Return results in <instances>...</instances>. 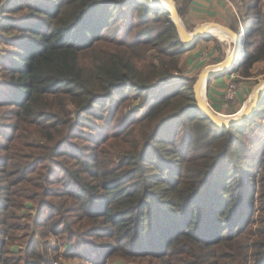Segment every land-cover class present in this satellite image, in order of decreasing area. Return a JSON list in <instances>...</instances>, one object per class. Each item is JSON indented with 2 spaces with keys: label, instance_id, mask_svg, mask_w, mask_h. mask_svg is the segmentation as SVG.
<instances>
[{
  "label": "trees",
  "instance_id": "obj_1",
  "mask_svg": "<svg viewBox=\"0 0 264 264\" xmlns=\"http://www.w3.org/2000/svg\"><path fill=\"white\" fill-rule=\"evenodd\" d=\"M244 1L257 15L236 69L251 77L264 14ZM0 19V264L47 251L31 239L10 260L28 200L39 229L100 251L93 264H264V142L247 144L264 98L230 128L200 111L182 60L206 37L186 47L168 9L138 0H0Z\"/></svg>",
  "mask_w": 264,
  "mask_h": 264
},
{
  "label": "rangeland",
  "instance_id": "obj_2",
  "mask_svg": "<svg viewBox=\"0 0 264 264\" xmlns=\"http://www.w3.org/2000/svg\"><path fill=\"white\" fill-rule=\"evenodd\" d=\"M244 0H233L232 4L234 6V10L237 12V21L238 25L235 27V29H232L234 33L238 35L239 38L242 40V47H245L243 43V35L245 28L247 29L246 32H249L252 28L253 24L255 23V17L257 15L256 10V3L250 2L247 6L243 4ZM245 2V1H244ZM162 5H165L164 3H161ZM262 12L261 14H264V0H260L259 2ZM1 21V19H0ZM1 23V22H0ZM224 27L229 28L227 25H224ZM231 29V28H230ZM239 31V34H238ZM192 32V31H189ZM223 32V31H222ZM10 34V33H8ZM259 37L257 36H251L250 37V45L252 47L250 48V51H254L256 47V42ZM235 41V42H234ZM236 43V44H235ZM203 44L202 53L200 54V59L202 60V63H200L198 60L194 64L195 66L198 65L197 69L193 71L187 70L185 75L189 77H194L195 82H197L198 76L200 73L208 66L210 65H217L220 62H210L214 61L213 58L210 57L209 51L214 50V48L218 51H221L224 55H229L234 47L238 46V41L234 39V36H231L228 32L219 34L214 33L212 36L206 37V40H202L197 46H200ZM246 44V43H245ZM255 44V45H254ZM200 47V48H202ZM10 47L6 44H0V50H7ZM240 48V47H239ZM242 49V48H241ZM245 51H243L244 53ZM242 53V54H243ZM209 61V62H208ZM237 64L234 66V68L231 70V75L229 82L227 83V87L220 95V98L217 100L219 102L218 105L226 104L228 107V110H237L235 113H237L247 101L249 102V99H251L252 91L254 90L255 86L259 84L261 80L264 79V62L256 63L252 68L248 69V73L251 74V77H244L243 74L247 72V68L245 65L239 67L236 69ZM192 70V69H191ZM192 72V73H191ZM184 82V81H183ZM209 82V81H208ZM206 83L205 85V91L203 95L205 96L208 103L218 112H220L216 108V103L212 99L209 91V83ZM211 87V86H210ZM237 107V108H236ZM239 107V108H238ZM131 108L124 107L120 110L118 116H123L129 114ZM5 112L4 109L2 111L0 110V122L1 123H7L8 119L5 117H2V114ZM141 113H139L137 116L139 117ZM237 115L231 117L236 118ZM228 117V116H227ZM226 119V118H225ZM87 127L83 129L81 134H84L87 137L92 136L93 134L98 135L102 132V123L95 119L90 118L88 120H84ZM258 126L255 127V131L252 133H249L248 136L252 138L251 142H248V148L252 150V153L257 152L260 149V145L264 142V119L258 118L257 121ZM259 123L261 125H259ZM93 129L95 131H93ZM10 128L7 129L6 132H10ZM0 142H5V137L0 135ZM3 163L0 161V169L2 168ZM52 178L54 180H58V177L60 176V172L53 168L52 170ZM25 189L28 190V185H23ZM25 208L21 209L19 211V225L21 226L20 229L15 234V237L13 240L9 239V244L11 247V250L14 251V253L11 255V259L18 258V261L20 260V257L24 251H29L31 249V244L29 245V242L34 240L35 249L38 251H41L38 249V245L40 243H45L47 245V251L42 252L41 258L38 260H35L33 264H93L92 260L95 259V256L100 253V251L96 252L92 249V247H88L85 244L81 243L80 237L74 238L71 242L67 239L66 235H60L56 236L54 233L50 232L49 234L46 232V230L39 229L41 228V224H38V214L36 212V207L34 206V203L32 201H25ZM38 224V226H37ZM42 232H41V231ZM32 237V238H31ZM2 238V235H0V239ZM78 250L82 253V256L80 257H72V252H75ZM16 256V257H14ZM18 256V257H17ZM32 260V259H31ZM111 262V261H110ZM8 264H17L14 263V261H9ZM19 264H24V261H20ZM112 264H146L145 262H136L133 263V261H125V260H118L113 262Z\"/></svg>",
  "mask_w": 264,
  "mask_h": 264
},
{
  "label": "crops",
  "instance_id": "obj_3",
  "mask_svg": "<svg viewBox=\"0 0 264 264\" xmlns=\"http://www.w3.org/2000/svg\"><path fill=\"white\" fill-rule=\"evenodd\" d=\"M232 1L233 0H229V2L224 0H175L177 8H180L182 10L183 16L181 17V19L186 29L188 31L193 32L196 29H198L200 26H205L209 36L214 35V33H219V34L226 33V30L223 29L224 25H227L229 28H231V30L232 27H236V19L238 14L234 10ZM213 23L218 25H213ZM202 40H200L197 43V45ZM197 45L184 55L182 64L186 69V71L189 70L194 72L197 69L198 65L202 63V60L200 59L201 58L200 54L202 53L201 49H203L202 47L203 44L200 46ZM209 54L210 57L213 58V60L215 59L214 61H210L213 63L218 62L222 58L223 61L228 56V55H224L221 51H218L215 48L214 50H210ZM196 60L200 62L197 66L194 65L197 62ZM228 72L221 73L219 75L211 77L208 83H209V91H210L209 93L212 99L216 103V108L222 114L232 115L238 109L236 111L228 110L230 106L228 107V105L226 104L218 105L219 102L217 101L220 98V95H222L221 93L223 92V90L226 89L227 83L229 82V79L231 77V75H229L231 73ZM204 91H205V81L203 85V93ZM224 118L228 119L227 116H224Z\"/></svg>",
  "mask_w": 264,
  "mask_h": 264
},
{
  "label": "water",
  "instance_id": "obj_4",
  "mask_svg": "<svg viewBox=\"0 0 264 264\" xmlns=\"http://www.w3.org/2000/svg\"><path fill=\"white\" fill-rule=\"evenodd\" d=\"M139 2L145 3L150 5L154 8H161V9H168L171 14V18L181 36V39L186 47L193 46L197 40L203 37H208L209 35L205 33V26H200L193 32H189L186 27L184 26L180 14L178 12L175 0H138ZM166 2L168 5H161L160 2ZM213 25H218L213 23ZM231 36H235V38L239 39L238 35L234 33L230 28L223 27ZM245 50V47H242V51ZM236 47H234L233 51L217 65H221L222 70L218 72H214L211 68L216 65H210L206 67L198 76L197 82L194 85V92H195V100L198 104L200 111L207 116L215 125L220 128L225 127H233L242 125L248 118L252 117L255 111L258 109L259 105L261 104L264 98V79L259 82L258 85L255 86L254 90L252 91L251 95V102L248 105H243V107L237 112L232 115H225L218 111H216L206 100L205 96L203 95L202 91V80L205 79V85L210 80L211 77L219 75L221 73H225L231 71L233 67L239 62L241 57H239L235 62H232V58L235 55ZM240 116L236 118H228L225 119L224 116Z\"/></svg>",
  "mask_w": 264,
  "mask_h": 264
},
{
  "label": "bare ground",
  "instance_id": "obj_5",
  "mask_svg": "<svg viewBox=\"0 0 264 264\" xmlns=\"http://www.w3.org/2000/svg\"><path fill=\"white\" fill-rule=\"evenodd\" d=\"M161 3H164L166 6L168 5L166 2H163V1H161L160 2V4ZM162 5V4H161ZM213 27H216V26H213ZM205 28V27H204ZM220 28V27H219ZM224 29V28H223ZM225 30V29H224ZM227 32V31H226ZM205 33L206 34H208V32H207V29L205 28ZM209 35V34H208ZM234 36V35H233ZM234 39H236L237 41H238V45H239V47L238 46H236V53H235V55H234V57L232 58V62H235L239 57H241L242 56V53H243V51H242V46H241V44H242V40H241V38H239V39H237V38H235V36H234ZM212 70H214V72H218V71H221L222 70V67H221V65H216V66H214V67H212L211 68ZM204 81H205V79H203L202 80V86L204 85ZM202 89H203V87H202ZM251 102V99L249 100V102H247V103H245L244 105H248L249 103ZM240 114L241 113H239L236 117H238V116H240ZM227 118H231V117H227ZM235 118V117H234Z\"/></svg>",
  "mask_w": 264,
  "mask_h": 264
},
{
  "label": "built area",
  "instance_id": "obj_6",
  "mask_svg": "<svg viewBox=\"0 0 264 264\" xmlns=\"http://www.w3.org/2000/svg\"><path fill=\"white\" fill-rule=\"evenodd\" d=\"M224 1H227V2H229V0H224Z\"/></svg>",
  "mask_w": 264,
  "mask_h": 264
}]
</instances>
